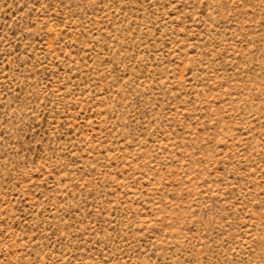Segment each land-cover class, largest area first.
<instances>
[{
	"label": "rangeland",
	"instance_id": "374dc122",
	"mask_svg": "<svg viewBox=\"0 0 264 264\" xmlns=\"http://www.w3.org/2000/svg\"><path fill=\"white\" fill-rule=\"evenodd\" d=\"M0 264H264V0H0Z\"/></svg>",
	"mask_w": 264,
	"mask_h": 264
}]
</instances>
